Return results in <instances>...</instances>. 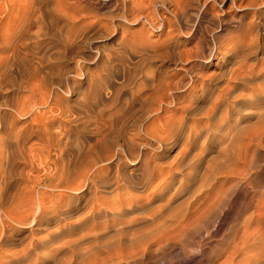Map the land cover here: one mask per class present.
Masks as SVG:
<instances>
[{"label": "bare ground", "instance_id": "6f19581e", "mask_svg": "<svg viewBox=\"0 0 264 264\" xmlns=\"http://www.w3.org/2000/svg\"><path fill=\"white\" fill-rule=\"evenodd\" d=\"M193 1L137 0L136 4L134 2V8L138 11L142 10L143 13L144 9L148 10V13L145 12L147 15H143L148 25L154 30L163 32L165 26L169 27V31L165 32L168 36L171 35L169 32L171 33L174 27L170 23L172 19L166 18L165 13L162 14V12H170L178 20L189 12L190 4L195 2ZM237 1L231 0L230 5L241 6L242 2L239 0L240 4L237 5ZM51 2V0H2L0 2V9H5L8 13L14 12L15 9L18 10L17 17L10 26H5L6 22L2 23V16H0V264H37L39 255L56 258L58 253L64 251L68 253L70 250L75 253L78 249L77 251H75L76 249L73 251V249L80 245L84 247L86 243L114 236L119 239L126 236H130L128 239L152 238L151 242L155 243L158 240L162 242L166 239L164 237L176 236L190 220H193L192 217L195 218V215L197 216L201 212L199 210L208 204L209 196H206L202 203L196 205L197 197L214 187L215 177L207 180L209 183L204 190L201 191L200 188V190H196V188L201 183L200 179L198 181V176L202 179L205 172L209 170L212 172V168H214L211 164L217 155L210 159L212 156L210 153L213 150L220 153L224 149L228 152L225 148L227 145L231 146V150L234 149L233 151L236 153L232 141L234 135L238 133L240 120L248 117L242 110L248 108L251 110L250 114L248 113L249 116L254 115L257 119L251 124L253 126L251 131L247 133L249 134L248 140L255 144L264 140V106L259 107L264 90H258L259 87L251 85V82L258 77L257 74L241 71L242 64L239 63L240 59L257 54L260 45L256 40L244 44L243 39L244 43L241 45V35H233L228 43L226 42L225 46H222L223 53L219 61L223 62L224 56L229 53L235 59L240 60H237V67L228 75L225 74V71L219 70L208 79H202L199 88L192 90L185 97L174 93L182 84L177 80L173 82L172 76L175 74L172 71L170 73L169 67H173L183 53L181 49L180 51L175 49L177 47L175 44H171V41L165 42L166 45L162 42L164 46L161 48V50L163 49L161 54L170 58L169 63L167 65L156 64V71L154 70L155 72L151 76H147L141 71L148 61L143 56L144 47L136 44L140 49L132 50L131 48L128 56L118 58L115 79L111 76V70H108L107 74L93 71V74L90 73L91 75L83 77L86 78L85 91L81 90L82 92L74 94L68 90L71 84L69 80L78 83H81L82 80L65 78L61 75L58 83L55 81L57 78H54L53 82L56 85L48 88L42 78L37 80V68L29 70L28 65V67L24 66V71H20L17 65L26 59L24 56L27 42L31 41L33 37H39V34H47V30H51L57 21L63 22L66 26H78L75 28L76 32H69L60 38L62 44L65 42L70 47L85 40V33L94 31V29L104 31L107 25L102 23L99 18L92 19L93 21L90 20L86 24H77L80 20L77 19L75 10H69L68 4L62 5L64 2L57 0L55 3ZM213 2L219 4L222 3V0ZM247 3V6L255 8L264 5V0H248ZM70 5L69 7H71ZM122 5L124 7V4ZM142 12H138V19L142 16ZM157 15L160 16L159 19ZM183 19L185 20V18ZM196 24L198 26V23ZM33 28L37 30L34 31ZM239 28L241 26H238V30ZM52 32L54 33V30ZM105 33L107 32L105 31ZM257 33L255 36L258 35ZM248 35L250 36V34ZM219 37L220 35L215 33L213 38L218 40ZM250 38L252 37L250 36ZM126 42L120 38L116 45L122 47V43L126 44ZM200 46L197 47L200 48ZM218 49L220 50V48ZM190 52L193 55V51ZM63 53L65 54V52ZM208 54L206 53L207 57ZM36 59L34 60L36 61ZM149 59L153 60L151 57ZM30 63L32 62L29 61ZM26 64L28 63L26 62ZM39 64L41 65L40 62ZM194 66L193 63L191 68ZM100 67H102V63ZM108 67L107 65L106 69ZM262 70L260 69V71ZM43 71L47 77L48 74L45 72L47 69ZM190 71L192 70L190 69ZM52 73L49 72V77ZM194 74L197 77V73ZM261 75H264V71ZM193 77L192 79H194ZM35 78L37 81H33ZM221 80L226 82L225 85H218ZM248 85H251L252 93L242 96L241 92V94L237 93L238 90L240 91ZM21 91L28 93L24 94L25 92ZM71 95H75L76 102H74L76 104H69ZM37 107L43 109L38 111ZM199 114L202 116L196 117ZM232 116H235L234 120L231 119ZM216 118L219 121L214 123L213 120ZM196 120L202 121V123L198 125ZM217 136L225 137V140L222 145L219 144L216 147L214 143L218 142H215L214 137ZM175 148L177 151L169 160V154ZM223 155L225 156V154ZM239 155L233 157L238 159ZM231 161L233 160L229 162ZM236 161L234 160L235 164ZM220 163L221 160L217 164ZM222 163L219 168L223 166ZM225 163L224 166L229 168L232 166L227 165L230 164L227 162L223 164ZM199 168L205 171L202 172V175H198ZM225 168L220 169L224 172L223 170L227 171L228 169ZM233 170L235 171V169ZM39 171L42 173L39 174ZM33 172L37 175L32 176ZM215 173H219L218 169ZM197 181L199 182L198 186ZM202 183V188H204L205 185L203 187ZM187 192L189 200L186 199L185 204L179 203V200L185 198L183 194ZM102 193L110 195L107 194L108 197H103ZM261 193V198H258L260 201L257 211L262 210L263 215L260 211L258 214L261 215L256 214L254 218L250 217L247 221L244 220L242 230L239 229L241 236H239L240 238L237 236L239 241L234 243L233 250L231 248L224 252L226 255H223L225 258H223L222 264H264V191L261 190ZM24 223L34 227L31 232L34 229L49 228L48 226L51 224L56 226V229L50 234L48 233V240H41L38 245L37 242L30 241L19 250H7V247L4 249V246L14 241L11 233L16 229L14 225ZM107 240L106 242L109 241ZM125 242L127 241L125 240ZM151 242L147 241L145 246L142 242V246H149ZM48 243L50 244L49 252L48 254L43 253L42 250L48 247ZM111 244L102 242L103 247H113ZM127 245H124L125 250L132 246ZM103 247L101 249L108 250ZM138 247L141 246L138 245ZM84 248H81L82 250L77 253L78 257L84 256V254L92 257L91 249L85 250L86 248ZM142 249L144 250V248ZM129 250L134 249L127 248V251ZM110 253L112 254L111 250ZM97 257L96 259H98ZM238 257L240 259L235 262ZM82 258L80 259L85 261ZM89 258L87 259L89 260ZM79 263L81 262L79 261Z\"/></svg>", "mask_w": 264, "mask_h": 264}, {"label": "rangeland", "instance_id": "374dc122", "mask_svg": "<svg viewBox=\"0 0 264 264\" xmlns=\"http://www.w3.org/2000/svg\"><path fill=\"white\" fill-rule=\"evenodd\" d=\"M1 1L2 0H0V2ZM51 1L53 3L56 2V0H51ZM57 1H62V3L64 2V4H62V5L68 4V8L70 11L75 10V15H77V19L80 20V22L77 20L78 21L77 24H86L88 21L90 22V20L93 21V20L99 18V20L101 19L102 23L107 25V28L104 31H96L94 29V31L92 30V31H89L88 33H85V37H86L85 40L79 42L78 43L79 45L76 44L77 47L75 44L71 45L72 47H70L69 44H66L65 42H63V44H64L63 45L62 42H60L61 41L60 38H62V35L68 34L69 32H76L77 30L75 28L78 26H73V25H67L66 26L65 24H63V22L61 23L60 21H57L56 24H54V27L52 28L54 30V33L52 32L53 31L52 29L47 30L48 33L45 31L47 34H39V37L36 36V37H33L34 39L31 38L32 39L31 41L28 40V42H27L28 44H27V47L25 48V56H24V58L27 59V57H28V59H27V61H26V59H23L21 62L18 63L17 66L20 68V71L21 70L24 71L25 67H28V65L30 67V68L28 67L29 70L37 68V70H38L37 78L38 79L35 78V80H33V81H37V80H40L42 78L45 86L48 88L53 87V85L55 86L56 83H58L57 81L59 80L61 75H62V77H65V78L69 77V78H75V79L80 80V81L82 80L81 81L82 84L78 83V82H74L73 80L72 81L69 80L71 84H70V88L68 90H69V92H72L74 94L80 93L79 91H81V90L85 91V89H86V78L84 79L83 77L85 75L89 76L90 73L93 74L94 72L95 73H97V72L98 73H100V72L104 73L105 72V74H107L108 70L109 71L111 70L110 71L111 76L113 77V79H115V77L117 76L116 71L118 70V67H117L118 58L128 56V52L130 51L131 48H132V50L140 49L137 47V45H142L144 47L143 48V56L146 57V59L148 61L147 65H145V67L141 71H143V73L146 74L147 76H151L156 71L155 70L156 64L164 63L165 65H167V63H169L168 61L170 58L168 56H164L163 54H161L163 51V49L161 50V48H163V46L166 45V43H169L171 41L170 42L171 44L176 45L177 48H175V49H177L179 51L181 49V52L183 53L181 55L183 57V58L181 57L183 60L181 58H179L176 60V64L173 65V67L172 66L169 67L170 73L172 71V73L175 74L172 76L173 82H175L177 80V81H181V84H182V86L179 87V89L175 90V92H174L177 95H180L182 97L187 96L192 90H197L199 88L200 82L202 79H204V78L208 79L209 77L218 73L219 70L225 71V74H227V75L230 74L235 69V67H237L236 65H238V61H240V60H241V62H239V63H240V65L242 64L241 65L242 66L241 71L246 72V73L252 72L253 74H257L256 76L259 77V78L256 77L251 82V85L259 87V88H257L258 90L259 89L261 91H262V89L264 90V75H261L262 71H264V70H262V69H264V5H259L255 8H253V7L251 8V7L246 5V4H248L247 3L248 0H244V1L240 0V2H242L241 6H236V5L231 6L230 5L231 0H222V3H219V4L216 2H213L214 0H194L195 2L193 1L194 3L190 4V9L188 10L189 12L186 15L182 16L180 18L181 20L180 19L176 20V18L170 12H164L162 10L163 11L162 14L165 13L164 16L166 18L173 20V21L171 20L170 23H172L174 28L171 26L173 28L172 32L171 33L169 32V34H171V35L167 36L165 34V32L167 33L169 31L168 30L169 27L165 26L164 31L161 32L159 30H154L153 28H151L148 25V22L146 21L144 15H143V14H145V12L148 13V10L144 9L145 12L143 13L142 10L138 11L137 9H135L134 8L135 7L134 2L136 4L137 0H110V1L109 0H82V1L81 0H57ZM69 4H71L70 5L71 7H69ZM122 4H124V7ZM239 4L240 3L238 0L237 5H239ZM194 5H196V6H194ZM129 6L131 7V9ZM5 11H6V14H4ZM15 11L12 12L13 13V15H12V13H8L7 10L0 9V16H2L1 21H3L2 23H4V24L6 22L5 26H7V25L10 26L13 23L14 19L17 17V14H18V10L15 9ZM132 11H134V12L132 13ZM138 12L139 13L142 12V16L139 17V19L137 18L139 16ZM135 13H137V14H135ZM145 15H147V14H145ZM158 17H160V16L157 15V18ZM190 17H191V19H190ZM183 18H185V20ZM186 18H187V21H186ZM81 20H82V22H81ZM182 20H183V22H182ZM196 23H198V26ZM4 24H2V25H4ZM242 25H244V26H242ZM238 26H241V28H239V30H238ZM246 26L248 28H245ZM59 27H60V29H58ZM177 27H179V28H177ZM254 28L256 29V32H255ZM33 30L36 31L37 29L33 28ZM196 30H198V31H196ZM249 30H250V32H249ZM105 31L107 33H105ZM215 33L220 35L218 40L216 38H213ZM251 33H254V34H251ZM255 33H257L258 35L255 36ZM50 34H52V35H50ZM236 34L241 35V40H240L241 45H243L244 42H245L244 44H246V43H249L250 41L252 42V41L256 40V42L259 43L258 45H260L261 47L259 46V50H258L257 54L250 55L249 57L247 56V57H245V59L242 58L240 60L235 59L233 56H231L229 53H227L224 56V61L220 62L219 58L223 53L222 46L224 47L226 42L228 43V40H230V38H232V36L236 35ZM248 34H250V36L252 38L253 37L254 38L253 39L250 38V36ZM41 35H42V37H41ZM172 35H174V36L172 37ZM200 37L203 39H201ZM120 38L123 39V42L127 41L126 44L122 43V45H121L122 47H119L116 45L117 40H119ZM172 38L173 39L176 38V39L173 40ZM167 39L168 40L170 39V40L168 41ZM198 39H200V40H198ZM225 39H227V40H225ZM258 39H259V41H258ZM212 40H213V44H212ZM215 40H217V41H215ZM197 41L198 42L201 41L200 42L201 44L198 43ZM162 42L163 43L166 42V43L163 45ZM179 42H181V43H179ZM196 42H197V46H200L203 44L204 45L202 47L200 46V48H199L195 45ZM127 43H129V45H127ZM124 44H125V46H124ZM36 46H37V48L39 47L40 49L35 48ZM203 47L205 50L203 49ZM66 48H68V49H66ZM196 48L197 49L199 48V49L197 50ZM218 48H220V50ZM194 49L197 51V53ZM116 50H118V51H116ZM188 50H189V52L193 51L192 52L193 55L190 54L191 52L189 53ZM46 51H47V54H45ZM202 51L204 53H201ZM63 52H65V54ZM41 53L42 54L44 53V54L42 55ZM155 53L161 54V55L156 56L157 54H155ZM186 53H188L190 55H188ZM206 53H209L208 57H207ZM34 54L36 55V57H38L37 59H39V60H37L36 57H34L35 56ZM185 54L187 55L186 59H185ZM197 54H199V55L197 56ZM49 55H50V57H49ZM202 55H204V57H202ZM42 56H44V57H42ZM147 56L149 58L151 57V59H153V60H150ZM153 56H154V58H152ZM34 59H36V61ZM28 60L32 63L29 64ZM31 60H33V61H31ZM24 61H26L28 64H26V62H24ZM150 61H151V63H150ZM39 62L41 63V65L39 64ZM21 63H23V64H21ZM101 63H102V67H100ZM191 63L192 64L194 63L196 67L194 66V67H192L193 68L192 69ZM190 64H191V66H190ZM30 65L32 67L34 65V67L32 68ZM35 65H36V67H35ZM37 65H39V66H37ZM107 65L109 66L108 69H106ZM243 66H244V68H243ZM189 67L193 71V73H192V71H190ZM39 68H40V70H39ZM100 68H101V70H100ZM41 69H42V71H41ZM46 69L48 71V72L45 71L46 74H48L47 77L43 71ZM50 69H51V71H49ZM188 69H189V71H188ZM229 69H230V71H229ZM260 69L262 71H260ZM144 70H145V72H144ZM113 71L115 72V74ZM149 71H151V72H149ZM49 72L50 73L53 72L52 74H50L51 79L49 77ZM66 72H68L69 74ZM188 72H190V73H188ZM57 73H58V75H57ZM112 73H113V75H112ZM182 73H184V74H182ZM194 73H197L198 78L195 76ZM136 77H138V76H136ZM192 77L194 79H192ZM195 77L197 78V80H195L196 79ZM48 78L50 81L49 80L45 81V79H48ZM54 78L55 79L57 78V80H55L56 83L53 82ZM188 79H189V81H188ZM47 81H48V83H47ZM49 82H52V83H49ZM225 83L226 82H222V80H221V82H219L218 85H225ZM218 85H216V86H218ZM251 85H248L246 88H244L240 91L238 90L237 93L239 94L241 92L242 93V94L240 93L241 96L242 95H248L249 93H252ZM72 89H74V90L72 91ZM2 91H3V89H2ZM22 93L27 94L28 92L23 91ZM262 97L263 98L261 99V101L259 103V107H261V108H262V106H264V92L262 94ZM74 101L76 102L75 95L69 96V101H68L69 104L70 105H73V103L76 104ZM164 105H167V104H164ZM37 109H39L38 111H41L43 108L37 107ZM247 110L246 109L242 110V112L245 113L246 115H248V117H245V118L240 120L241 122L239 125L238 133H236V135H234V138H233V141L235 140V142L232 141V144L235 145L234 148L236 149L235 150L236 153H234L233 148H232L233 150H231V148H230L231 146H229V145H227L225 147L226 150H228V152L225 151V149H224L225 152L222 151L220 153H217L213 150V152L210 153V155H212L210 157V159L216 157L215 155H217L215 160L214 159L212 160L213 162H212L211 166L214 167L216 170L218 169L219 173H215L216 170L214 168H212L213 169L212 172L215 170L213 172L214 173L213 175H212L211 170L205 172L201 168L198 169V175H202V172H205L207 175L205 173H204L205 175L204 174L203 175L206 177H204L202 175V179L205 178L203 181L198 176V181L200 179L201 180L200 182L201 183L203 182L202 183L203 187H204V185H205V187L202 188L201 183H200V186H198L199 182L197 181L196 184L198 187L196 186L197 187L196 190L199 188L201 189V191H202V189L204 190L207 187L206 185L209 183L207 180L208 179L210 180V178L212 179L213 177H215V182H214V187H212L210 191H206V192L202 193L199 197H197L196 205L199 203H202L204 201V199H206L205 198L206 196H209L210 199L208 200V204L204 206L206 208L203 207L204 209L203 208H202V210L200 209L199 211H201V212H199V214L197 213L198 215L197 216L195 215V218L192 217L193 220L192 221L190 220L189 223L185 226L186 229L184 228L181 232L176 234V236L174 235L173 237H171V236L170 237H164L166 239H164V238H162V239H164L165 241L162 240V242H161V240H158V241H156V243L151 242V241H153V240H151L152 238L146 239V237L145 238L144 237H135L133 239H128V238H130V236H126L127 238L121 237L120 239H119V237L114 238L116 236L113 237L114 239L112 237L111 238L109 237V239L107 238L109 241L107 239H102L101 241L103 242V244H107V243L111 244L112 243L111 245H113V247L110 246V248H113L116 250L110 249L109 246L103 247L102 242L100 240L95 241V242L92 241V242L86 243L85 245L82 244V245H84V247L86 249L81 245L79 247L74 248L73 251L75 249H76L75 251H77V249H78V251L75 253L74 252L72 253L71 250L68 251V253H66V251H64L62 253L57 252L58 254H57L56 258L55 257H53V258L49 257L48 258V257H43L42 255H39L40 257H39L37 264H88V263L89 264H222L223 258H225V257H223V255L224 256L226 255L224 252H227L229 249L231 250V248L239 241V238H240L239 236H241V232H239V229H240V231L242 230L241 228H243V223H245V221H247L250 217L254 218L256 216V214H258L260 211L262 214V210L257 211V208L259 205L258 203L260 201V199H258V198H261V194H262L261 190H262V192L264 191V140H263V142L261 141L260 143L256 142V144H255V142L248 140L249 134H247V133L251 131V128L253 127L251 124H253L255 121H257V119L255 118L254 115L249 116V114H250L249 112H251V110H249L248 108H247ZM201 116L199 114L196 117H201ZM231 119L234 120L235 116H232ZM213 121H215L214 123H217V121H219V119L216 118V120H213ZM196 123L199 125L200 123H202V121L196 120ZM231 123H233V121H231ZM256 123L254 124V126L256 125ZM247 126L250 128H248ZM242 128H243V130H242ZM252 131H253V129H252ZM238 134H239V136H238ZM214 138L216 139L215 142H218V143H214V146L216 145V147L219 144L222 145L223 144L222 142H224V140H225V137L222 138V137L217 136ZM218 140H220V141H218ZM204 141H206V140H204ZM250 143H251V145H250ZM232 144L230 143V145H232ZM257 144H258V146H257ZM232 147H233V145H232ZM176 151H177V148H175L173 151L170 152L169 158H168L169 160H170V158H172L174 156ZM209 151H210V149H209ZM237 151H238V153H237ZM232 152H233V154H231ZM213 153H214V156H213ZM223 154H225V156ZM236 155H239L238 159L236 157H233ZM217 158H218V160L219 159L221 160V163H222V161H223V163L227 162V163H230L227 165H232V166H230V168H229L228 166H224V165H226V163L225 164L222 163V165L224 167L221 165L222 167H220V168H225V167L228 168L227 171L223 170L224 172H222V169L219 168V165L221 163L219 165L217 164L218 162H220V160L218 161ZM234 158H236V159H234ZM227 159L229 161L233 160V161H231L232 163L229 162ZM234 160L235 161L237 160L236 164H235ZM215 163L217 164V166ZM240 165H242V166H240ZM231 167H233V168H231ZM230 169H232V170L228 171ZM233 169H235V171ZM243 170L245 173L243 172ZM41 171H39L40 172L39 174L42 173ZM216 174H219V175L216 176ZM31 175L33 176V175H37V174H35L33 172V174H31ZM135 192L137 193L138 191H135ZM107 194L108 193H102V196L108 197ZM108 195H110V194H108ZM183 195H185L184 196L185 198L181 199V201L179 200V203L185 204L187 202V200H189V198L187 199L189 193L187 192L186 194L184 193ZM261 214H258V215H261ZM74 217H76V216H74ZM52 225L53 224L49 225L48 226L49 228H43V230L42 229L41 230L34 229V231L31 232V230L34 227L31 226L30 224H28V223H24L22 225L21 224H18V225L15 224L14 226L16 227L17 230L15 229L14 231L11 232L12 237L14 239V241H13L14 243L12 242L10 244H7L6 246H4V249L7 247L6 248L7 250H19L22 247L26 246L30 241L31 242L35 241V242H37V245H38L39 241L48 240V237H49L48 235L56 229V226H54V225L52 226ZM106 240L108 242H106ZM125 240L127 242H125ZM139 240H141V241L138 242ZM147 241L151 242L150 245L146 246L147 248L143 247V246H145V243H147ZM163 241H164V243H163ZM117 242L118 243L120 242L119 244H121V245H119ZM142 242H143V246H142ZM165 242H167V243H165ZM127 243H128V245H127ZM159 243H162V244L160 245ZM116 244H117V246H116ZM123 244L127 245V246L132 245L130 247H127V246L126 247L128 249L132 248L134 250L127 251V248L125 250V248H124L125 246ZM136 244H138L139 246L144 248V250L141 247H138V245H136ZM47 245H48V247L46 249L44 248L42 251H43V253L48 254L50 244L48 243ZM92 246L93 247L97 246L96 248L98 250L96 248H93ZM114 246H115V248H114ZM102 247L105 249L108 248V250H103V249H101ZM136 247H137V249H135ZM81 248L82 249L84 248L85 250L91 249L90 253L93 255L92 256L93 258L90 255H89V257H91L92 260L86 254H84V256L86 257V259L89 258V260L88 259L86 260L84 256L78 257L77 253L82 250ZM123 248H124V250H123ZM139 248H141V249H139ZM119 249H121V250H119ZM110 250L112 251V254L110 253ZM232 250H233V248H232ZM113 251H117V252H113ZM97 252H99V253H97ZM139 253H140V255H139ZM95 256L96 257L98 256L97 257L98 259H96ZM82 257H84V258H82ZM80 258H82L85 261H82ZM239 259H240V257L236 258L235 262H238L237 260H239ZM79 261L81 263H79Z\"/></svg>", "mask_w": 264, "mask_h": 264}]
</instances>
